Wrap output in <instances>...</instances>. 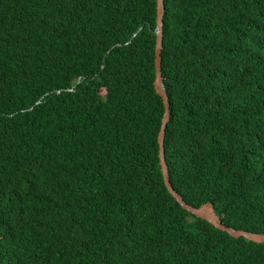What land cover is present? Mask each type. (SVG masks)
Returning a JSON list of instances; mask_svg holds the SVG:
<instances>
[{
    "label": "trees",
    "instance_id": "trees-1",
    "mask_svg": "<svg viewBox=\"0 0 264 264\" xmlns=\"http://www.w3.org/2000/svg\"><path fill=\"white\" fill-rule=\"evenodd\" d=\"M156 0H0V264H264L167 189ZM174 189L264 233V0H164Z\"/></svg>",
    "mask_w": 264,
    "mask_h": 264
},
{
    "label": "water",
    "instance_id": "water-1",
    "mask_svg": "<svg viewBox=\"0 0 264 264\" xmlns=\"http://www.w3.org/2000/svg\"><path fill=\"white\" fill-rule=\"evenodd\" d=\"M157 2V15H156V45H155V79L154 86L159 95L162 97L164 102V115L161 121V127L158 134L159 143V157L161 169L163 172V178L165 185L169 192L176 198V200L188 211L194 214L196 217L206 219L215 227L228 232L234 237L243 236L248 240L255 242H264V233L252 232L244 229H236L231 226H227L222 222V219L217 214L213 204L211 202H205L202 205L196 207L187 203L182 195L177 192L170 180L168 164L165 157V132L166 125L170 119V101L167 91L164 87L163 77H162V48H163V15H164V0H156Z\"/></svg>",
    "mask_w": 264,
    "mask_h": 264
}]
</instances>
